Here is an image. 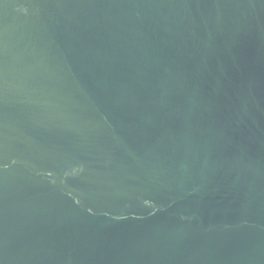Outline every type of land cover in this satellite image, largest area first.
Returning <instances> with one entry per match:
<instances>
[{"label":"water","instance_id":"obj_1","mask_svg":"<svg viewBox=\"0 0 264 264\" xmlns=\"http://www.w3.org/2000/svg\"><path fill=\"white\" fill-rule=\"evenodd\" d=\"M0 264H264V0H0Z\"/></svg>","mask_w":264,"mask_h":264}]
</instances>
